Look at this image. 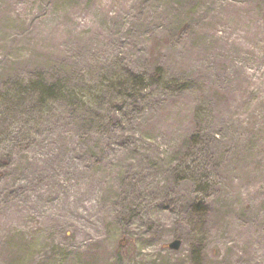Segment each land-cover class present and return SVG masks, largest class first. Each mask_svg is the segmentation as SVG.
I'll use <instances>...</instances> for the list:
<instances>
[{
	"label": "rangeland",
	"instance_id": "obj_1",
	"mask_svg": "<svg viewBox=\"0 0 264 264\" xmlns=\"http://www.w3.org/2000/svg\"><path fill=\"white\" fill-rule=\"evenodd\" d=\"M0 264H264V0H0Z\"/></svg>",
	"mask_w": 264,
	"mask_h": 264
},
{
	"label": "water",
	"instance_id": "obj_2",
	"mask_svg": "<svg viewBox=\"0 0 264 264\" xmlns=\"http://www.w3.org/2000/svg\"><path fill=\"white\" fill-rule=\"evenodd\" d=\"M178 245H179V242H174V243H171L169 247L172 249H177Z\"/></svg>",
	"mask_w": 264,
	"mask_h": 264
},
{
	"label": "trees",
	"instance_id": "obj_3",
	"mask_svg": "<svg viewBox=\"0 0 264 264\" xmlns=\"http://www.w3.org/2000/svg\"><path fill=\"white\" fill-rule=\"evenodd\" d=\"M159 72H160V71H159ZM159 72H157V76H158V75H160V73H159Z\"/></svg>",
	"mask_w": 264,
	"mask_h": 264
}]
</instances>
